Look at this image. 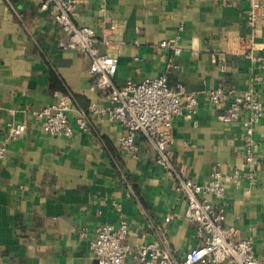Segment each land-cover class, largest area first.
I'll return each instance as SVG.
<instances>
[{"label": "crops", "instance_id": "obj_1", "mask_svg": "<svg viewBox=\"0 0 264 264\" xmlns=\"http://www.w3.org/2000/svg\"><path fill=\"white\" fill-rule=\"evenodd\" d=\"M261 1L74 0L72 13L118 58V83L166 75L199 95L195 115L174 119V164L200 183L219 164L224 223L253 237L264 264V115L255 129L260 161L247 163L242 122L220 120L222 109L206 96L219 85L254 88L264 103V9L253 12ZM43 2L0 0V142L8 147L0 160V264H90L96 228L121 215L132 247L156 241L181 261L205 241L186 215V193L142 134L131 152L121 143L126 127L108 115L87 112L90 131L76 126L81 111L108 99L93 88L90 58L61 46L67 34ZM178 36L181 53L161 47ZM62 96L75 101L71 138L45 132L36 114ZM10 121L28 131L8 138ZM235 169L242 184L232 180Z\"/></svg>", "mask_w": 264, "mask_h": 264}, {"label": "built area", "instance_id": "obj_2", "mask_svg": "<svg viewBox=\"0 0 264 264\" xmlns=\"http://www.w3.org/2000/svg\"><path fill=\"white\" fill-rule=\"evenodd\" d=\"M74 0H44L42 8L53 6V16L67 37L60 41L65 49L78 51L90 58V74L93 88L106 93L108 103L100 105L92 102L88 111H81L76 126L90 131L87 112L108 115L119 121L127 129L121 138L122 145L131 152H137V135L142 134L153 146L157 162L168 174L177 179L176 189L186 193L188 206L186 215L205 235L202 245L186 252L181 261L156 241L138 247L128 242L129 224L124 215L117 224L105 223L95 230L91 241L93 262L90 264H262L254 250L252 236H241L239 230L224 223L226 219V185L219 164L214 166L211 178L200 183L186 175L174 164L172 143L174 141V119L179 115L192 117L198 112L199 95L188 91L185 86L170 85L166 75L147 78L137 82L128 80L118 83L115 75L119 60L115 55L104 53L97 45V33L91 26L78 25L73 19ZM255 11L264 9V1L257 2ZM258 15L253 14L255 21ZM161 47L176 54L181 53L179 36L164 39ZM210 103L222 109L218 117L224 122L241 121L247 163L260 161L255 137L256 125L264 115V103L260 93L254 88L238 91L219 85L206 91ZM75 101L71 96H62L58 101L47 103L37 110L45 132L71 138L76 134V126L70 121L69 112ZM28 131L25 122H8V138H14ZM7 144L0 142V160L7 154ZM232 180L242 184L244 179L235 169ZM255 177V174L248 178ZM222 201L220 205L214 202ZM120 209L119 205L117 206Z\"/></svg>", "mask_w": 264, "mask_h": 264}]
</instances>
